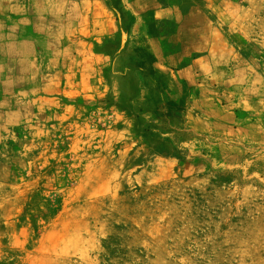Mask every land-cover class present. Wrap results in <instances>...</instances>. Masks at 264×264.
<instances>
[{"label":"rangeland","instance_id":"obj_1","mask_svg":"<svg viewBox=\"0 0 264 264\" xmlns=\"http://www.w3.org/2000/svg\"><path fill=\"white\" fill-rule=\"evenodd\" d=\"M27 1L58 73L0 118V264H264V0Z\"/></svg>","mask_w":264,"mask_h":264},{"label":"crops","instance_id":"obj_2","mask_svg":"<svg viewBox=\"0 0 264 264\" xmlns=\"http://www.w3.org/2000/svg\"><path fill=\"white\" fill-rule=\"evenodd\" d=\"M27 2L0 0L1 121L24 95L23 91L42 85L45 80L53 83L58 73L52 51L39 37L42 32L49 31V25L45 23L41 29L37 20L42 19L36 18ZM242 89L258 95L264 91V81L257 76L244 82Z\"/></svg>","mask_w":264,"mask_h":264}]
</instances>
